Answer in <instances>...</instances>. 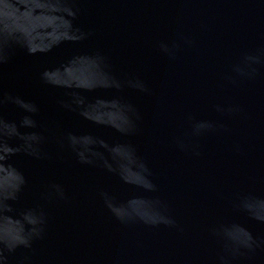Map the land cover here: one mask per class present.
<instances>
[{
    "label": "water",
    "instance_id": "1",
    "mask_svg": "<svg viewBox=\"0 0 264 264\" xmlns=\"http://www.w3.org/2000/svg\"><path fill=\"white\" fill-rule=\"evenodd\" d=\"M0 264H264V0H0Z\"/></svg>",
    "mask_w": 264,
    "mask_h": 264
}]
</instances>
